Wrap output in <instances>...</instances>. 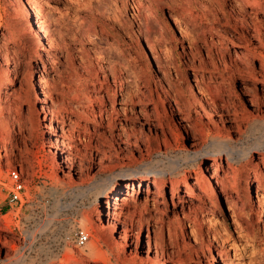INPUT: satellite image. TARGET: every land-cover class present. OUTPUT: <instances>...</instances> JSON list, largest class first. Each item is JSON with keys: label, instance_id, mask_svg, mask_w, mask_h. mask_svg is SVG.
<instances>
[{"label": "rangeland", "instance_id": "rangeland-1", "mask_svg": "<svg viewBox=\"0 0 264 264\" xmlns=\"http://www.w3.org/2000/svg\"><path fill=\"white\" fill-rule=\"evenodd\" d=\"M98 1L0 0V264H264V148L98 199L121 169L194 151L201 131L238 149L264 138L242 123L264 118V0H108L102 15ZM187 93L203 106L171 121ZM14 167L22 203L9 197Z\"/></svg>", "mask_w": 264, "mask_h": 264}, {"label": "bare ground", "instance_id": "bare-ground-1", "mask_svg": "<svg viewBox=\"0 0 264 264\" xmlns=\"http://www.w3.org/2000/svg\"><path fill=\"white\" fill-rule=\"evenodd\" d=\"M109 6H110V2L108 0H99L98 3L95 5L94 9L98 15H102V13L105 14L103 12L104 9H108ZM106 11H108V10H106ZM33 12H34L36 19H37L36 20V24H37L36 26L39 27V32L42 33V35L43 34L46 35L47 29L40 20L39 12L36 10V8H33ZM150 23H151V21H150ZM102 61H104V60H102ZM119 69H120V71L123 72L124 68L123 69L118 68V70ZM117 73H115L116 74L115 76H118ZM125 73H127V75H125V77H124V82L121 81L123 97L126 100L124 104H126L127 106L130 104L135 105L138 103L139 99L140 100L142 99V93H140L139 91H137L133 87H131L132 84L136 83L135 76H134V74H132L131 70L127 69L125 71ZM125 84H127V88H126ZM181 90H183L182 87H181ZM181 90H180V92H181ZM202 94L205 97L207 96L204 91L202 92ZM219 96L221 97V95H219ZM186 97L188 98V102L185 105L187 108H184L183 105H181V104L178 105V107L175 109V113L170 114V116H168V119H170L171 121H173L174 119H177L178 116L182 115V113H184L185 110L188 111L189 114H194L193 113L194 109H198L199 107H202L204 104V101L201 98H199L197 95H191V94L187 93ZM227 108H228L227 106L226 107L221 106L222 110H227ZM123 110H124V112H127V115H129V113H131L130 110L128 113L127 108H124ZM141 114H143V113H140V119L141 120L145 119L147 122L152 123V120L149 119V116H147V115L145 116V115H141ZM130 115L132 116V114H130ZM137 115H135V116H137ZM250 119H251L250 115H245L242 118V123L249 124V127H253V129L256 126L255 123H260L262 125V127H264V118H260V119L256 118V119H253L252 121ZM123 120L128 122L127 117ZM147 122H145V124ZM221 134H214L213 135V133L210 131L209 132L208 131L207 132L206 131L199 132V134H196V137H197L196 139L199 140V142L196 144L197 148L194 151L184 150L182 148L183 149V150H181L183 152L182 155L174 156V157L173 156H167V163H164V165H166V167H162L163 157H161L160 160L159 159L155 160L156 158L155 159H151V158L143 159L140 163H138L134 166H129V167H125V168L121 169L118 173L113 175V177L106 180L102 189L98 193V199L102 195L109 196L110 193L116 191L120 187L122 181H124V180H131V179H135V178L144 179L147 177H152L157 181V180H164L166 175L170 176L171 178H174L175 176H184L187 172L186 168H188V167L197 168L200 159L204 156H212L214 158L226 156V158L232 162L242 163L244 161H247L250 158L254 149L264 148V138L263 139L257 138L258 140L255 141V144L252 145L249 143L248 145H245L242 149H238L232 144V139L228 138L227 136L224 137V136H222L223 134L222 135ZM160 155H161V153L159 154V156ZM157 258L158 257L156 256V254H154V255H150L149 260L151 262H154V264H159ZM98 260H96V261H98Z\"/></svg>", "mask_w": 264, "mask_h": 264}, {"label": "built area", "instance_id": "built-area-1", "mask_svg": "<svg viewBox=\"0 0 264 264\" xmlns=\"http://www.w3.org/2000/svg\"><path fill=\"white\" fill-rule=\"evenodd\" d=\"M27 183L21 168L14 167L8 170V190L11 202L22 203L27 198ZM91 240V234L82 228H78L75 246L85 247Z\"/></svg>", "mask_w": 264, "mask_h": 264}]
</instances>
